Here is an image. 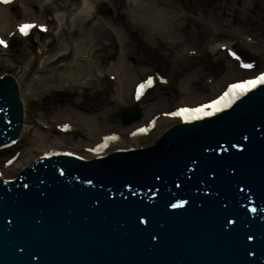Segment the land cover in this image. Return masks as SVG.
I'll return each instance as SVG.
<instances>
[{"label":"water","instance_id":"1","mask_svg":"<svg viewBox=\"0 0 264 264\" xmlns=\"http://www.w3.org/2000/svg\"><path fill=\"white\" fill-rule=\"evenodd\" d=\"M17 184H0V226L21 223L0 264H264V85L154 146L44 158Z\"/></svg>","mask_w":264,"mask_h":264},{"label":"rangeland","instance_id":"2","mask_svg":"<svg viewBox=\"0 0 264 264\" xmlns=\"http://www.w3.org/2000/svg\"><path fill=\"white\" fill-rule=\"evenodd\" d=\"M29 1L31 3H29ZM42 1L43 0H22L18 2L14 8H0H4L6 12L10 13L12 17L10 23H15L23 19H34L35 17L41 19L40 21L43 22V20H46L44 12L49 10L48 7L41 6ZM95 1L99 9L97 14L93 16L90 15L89 18H84L79 21L72 20L71 22L64 23L63 27L66 31L63 37L64 39H68L67 37L78 39L80 36L86 34L83 32L84 30L91 35L95 40L94 47L96 48L93 59L100 64V71H98L100 78L97 79L94 76H89L88 78H91L90 80H84L90 82L85 88L74 87L64 91H51V88H47L48 86H46L48 91L45 92V94H42L40 97L35 96L31 99L28 113L33 121V125H46L48 128L44 130L40 129V131L46 133L44 142L46 148L58 147L59 145L57 144L62 141H76L82 145H90L99 139L95 138L97 133L102 134L111 131H118L122 134V137L124 136L119 145H113L112 148L146 146L153 143L157 137L174 122V120L160 117L157 127L150 135L137 139L129 136L131 129L136 127L138 123L126 127L123 126L118 117V110L123 107L122 103L118 104L119 98L116 96L117 85L119 84L120 86L121 82H119V79L116 80L117 82L108 79L109 74L118 73L109 67L112 63H107L108 54L112 52V50L103 48V42L110 43L112 39L119 40L120 42L125 40L127 42V44L121 43V48L118 49L119 52L121 51L122 53L125 51L129 55V57L127 56L128 60L125 56V61L127 60L132 69H134L129 79H127L128 77L125 76L122 70L120 71L123 79L126 77L123 82L127 81V89L123 94L125 99L128 96L130 98L134 83L138 79L144 77L145 74L151 73L155 69L156 63L154 54L161 51L164 47H169V44L166 46L164 43L201 42L204 36L207 38V41H216L219 36L215 34L219 31L215 30L216 25L226 29L228 26L233 27V29H239L243 34L254 38L264 36V0H136L135 2L140 7H137V5L133 7L131 0ZM58 3L62 6L65 4L68 11L72 10L74 12H76L77 8L82 6V0H59L57 4ZM28 4H31V9L27 8ZM53 5H56V3ZM103 5H108L112 9V13H103L101 11ZM53 8L54 7H52L49 12H46L51 15V19L55 12ZM131 10L140 15L147 13L149 16V19H145L147 21L153 18L155 19L156 17L157 23L160 24L161 20L166 22L164 27H168L170 30V32H167L169 34L168 38L166 39V37H164V33L161 37L160 35H154V37H152V34L147 35L145 33L151 38L149 41L145 40L146 35L135 30L137 23L132 25L134 22L131 21L129 17V11ZM48 18L49 17H47V19ZM147 21L145 24L149 23ZM163 21L162 24H164ZM53 23L52 28L55 27ZM11 26H13V24L10 25L7 22H0V31L3 34H7ZM14 40L15 45L12 50H2L0 75L8 73L23 78L24 75L21 72H24L26 77V73L30 75V62L38 52L44 51V53L40 54L41 58H44V56H50V54L58 52L61 46V40L54 31L49 32L44 37H40V39L38 36L34 37L32 41L17 40V38H14ZM260 40L262 41L263 38H260ZM166 48L162 50L166 51ZM116 52L117 49L115 53ZM258 55L261 62L257 66L261 69L264 68V53L259 52ZM58 57L60 58L61 56ZM73 58V54H71L68 58L59 59L57 65L52 63L53 58L48 60L45 62L46 69L42 68L40 72V74L43 73L41 74V78H47V74L51 72V69L53 70L54 66L56 69L58 68L57 70H60V66L62 69L69 64V62L74 60ZM83 59L84 58H82V60ZM39 61L40 60H37V65L40 64ZM54 61H57V57ZM77 63L79 62H76V64ZM38 69L41 68L39 67ZM105 74H107L106 78ZM232 75H227V77L223 79L222 87L227 81L235 78V76ZM228 76L232 77L228 78ZM58 81V79H45L43 83L48 85V83ZM193 81L194 78L192 79V82ZM182 87L185 88V93H183L182 96L169 92L171 95H167V100L166 96H161L158 100L151 102L149 99H146L141 106L143 110L142 123L154 114L160 113L161 111H169V109L176 104L197 103L212 96L197 93L194 88V91L189 95V91L186 89L184 82L182 83ZM48 102L51 103L52 110H43V106H46ZM97 114L99 115L98 117L96 116ZM65 121L72 122L79 130L72 133V135L58 137L59 139H56V143L52 142L54 138L50 136L51 133L48 132V130L52 129V132H56L55 125ZM25 140L26 138L20 143L18 148L15 149V151H19L20 153L16 162L4 168L3 171L6 176H14L18 165H23L33 158L34 154L32 153L36 142L33 143V140L31 142H25ZM38 154L37 152L36 155ZM9 155L10 154L7 153L1 156L0 164H2Z\"/></svg>","mask_w":264,"mask_h":264},{"label":"bare ground","instance_id":"3","mask_svg":"<svg viewBox=\"0 0 264 264\" xmlns=\"http://www.w3.org/2000/svg\"><path fill=\"white\" fill-rule=\"evenodd\" d=\"M135 1L136 0H131V3H133L132 4L133 7H136V5H137V3ZM29 3H31V2L29 1ZM96 5H97V3L95 0H82V6L80 8H77L76 12H74L72 10L68 11L66 9L67 6L65 4H63V6L62 5L57 6L56 8H59V9H57L58 12L56 13V17L54 15V19L55 20L57 19L55 30H57V36L61 40V46H60L59 51L56 54H52L50 56H44L42 63L45 64V62H47L48 60L53 58L52 63H54V65H55L56 62L54 60L56 59V57L61 56L65 59V58H68L69 56H71V54H73L74 60L69 62V64L64 66L62 69L59 68L60 70H57L58 68L56 69L54 66L53 70L51 69V72L49 74H47V78H41V75H38L37 77H34L31 80L30 84L29 83L25 84V78L24 77L20 78L19 97H20V99L23 103V106H24V117H23L24 125H23L22 135L30 136L29 139H32L33 141L32 140L31 141L33 143L36 142L35 146L37 147L36 149L40 150V152H41L40 154L48 152L50 149H44L45 148L44 142H45L46 133L45 132L43 133L42 131H40V128L38 127L40 124L37 126H36V124L33 125V121H32V119L28 113V110H29L30 105H31V99L35 96L36 97L38 96L36 93V88L38 87V89L40 90L43 87L42 85L44 84L43 82H45V79L46 80H52V79H58L59 80L58 82L48 83L49 85H47V86L52 87V88L57 87V86H63V87L68 86L69 89L74 88V87L85 88V86H87L90 82H87L84 80H90L91 78H88L89 76H94L97 79L100 78L98 75V71H100V66H99L100 64L97 63L96 61H94V59H93L94 52L96 49L94 47V45H95L94 41L95 40L85 30L83 32L86 34L80 36L78 39L77 38L76 39H72V38L71 39H64L63 35H64L66 30L64 29V27H62L64 22L67 23V22H71L72 20L73 21H75V20L79 21V20L84 19V18H89L90 15L93 16V15L97 14V11L99 9L97 8ZM137 7H140V6L137 5ZM144 7H146V6H144ZM27 8L31 9V4H28ZM110 9L111 8H107L106 9V10H108L107 12H109ZM129 13H130L129 17H130L131 21L134 22L132 25L137 23V27H135L136 31H139L143 35L145 33L147 35L152 34L153 35L152 37H154V35H157V36L160 35V37H161L162 34L164 33V37H166V39L168 38L169 34L167 32H170V30L168 27H164L166 22H164L163 20H161L160 24H159L156 21V17H155V19L153 18L152 20H148V21L145 20L146 18L149 19L148 18L149 16L147 15V13H143L140 15V14H137L135 11L133 12L132 10L129 11ZM11 20H12V17L10 15V13L6 12L4 8H0V22H7L8 24H10ZM146 21L149 23L145 24ZM162 21L164 22V24H162ZM147 35L145 36V40H148V41L151 40V38ZM121 43L127 44V42L125 40L120 42L119 40L112 39L110 43L103 42L102 47L106 48L108 50H112V52H110V53L113 54V53H115L116 49L118 50L119 48H121ZM225 43H218L217 46L221 47V45L225 44ZM226 44H228V43H226ZM118 54H119V56L117 57V61L114 64L110 65L109 67L112 68L113 70L117 71L119 74L121 73L120 71L122 70L123 73L125 74V76L128 77L127 79H129V77L132 75L133 70H134V69H132V67L129 65V62L127 61L129 55L125 51H123L121 53V51L119 52V50H118ZM125 56L126 57L128 56L126 61H125V59H126ZM82 58H84V59L82 60ZM58 59H59V57H58ZM76 62H79V63L76 64ZM44 64H42V66H44ZM22 74L25 75L24 72H22ZM192 75H195V74H192ZM120 77H121V75H120ZM126 77H124L123 80H125ZM186 77L187 76L184 77L185 78L184 83H185L186 89L189 91V95H190L194 91V89H193V87H191L192 85H191V78H189L190 76H188L187 78ZM17 81H19V79H17ZM40 84H42V85H40ZM126 86H127V81L125 83L123 82L122 88H118V90H117L116 96L119 98L118 104L121 103V98H123L121 96V95H123V94H121V91H123ZM165 96H166V100H167V95H165ZM164 112H166V111H164ZM96 116L98 117L99 115L97 114ZM183 116L186 118L187 116H191V113H183ZM3 176L9 177V176H6L4 173H3Z\"/></svg>","mask_w":264,"mask_h":264},{"label":"snow or ice","instance_id":"4","mask_svg":"<svg viewBox=\"0 0 264 264\" xmlns=\"http://www.w3.org/2000/svg\"><path fill=\"white\" fill-rule=\"evenodd\" d=\"M5 2H8V0H5ZM32 27H34V26L33 25H24V26L21 27L20 31L23 32L24 34H27V30L32 28ZM0 44H4V46L7 47V44L3 40H0ZM244 67H249L250 68V67H252V65H244ZM258 84H264V74L260 75L255 80L247 81L244 84L233 85V89L234 90L235 89H239L241 91H245L246 92L249 88L255 87ZM141 87H143V86H141ZM216 103L219 104L220 102L217 101ZM185 111H187V110H185Z\"/></svg>","mask_w":264,"mask_h":264},{"label":"flooded vegetation","instance_id":"5","mask_svg":"<svg viewBox=\"0 0 264 264\" xmlns=\"http://www.w3.org/2000/svg\"><path fill=\"white\" fill-rule=\"evenodd\" d=\"M210 66H208V65H204V67H203V73H209L210 72Z\"/></svg>","mask_w":264,"mask_h":264}]
</instances>
